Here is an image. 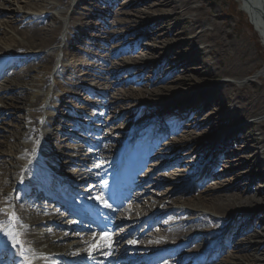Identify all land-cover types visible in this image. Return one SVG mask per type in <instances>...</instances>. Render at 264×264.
Listing matches in <instances>:
<instances>
[{
    "label": "bare ground",
    "instance_id": "obj_1",
    "mask_svg": "<svg viewBox=\"0 0 264 264\" xmlns=\"http://www.w3.org/2000/svg\"><path fill=\"white\" fill-rule=\"evenodd\" d=\"M1 1L3 2L4 0H0V9L6 8L4 5L9 1L5 0L3 3ZM195 1L196 0H157L158 5L169 8V10L164 12V18L155 21V23L145 31L144 38L149 39L152 43L164 45L165 43L170 44V42H175V34L181 37L187 34L191 35L180 44L176 42L177 45H172L173 47L167 50V52L171 54V60H175V65L178 67L184 66V63L196 65L197 68H199L198 76L183 80L175 79L174 82H176V84L170 87H168L169 85L161 84L157 85L155 88L148 89V85L143 84L140 88H128V92L120 91V93L116 90L117 93H111L112 95H110L114 99L118 97L122 100L131 98L133 103L131 102L126 105L128 106L133 104L137 105L141 102L150 105L173 103L177 97L186 99L187 96L185 97L182 95L191 93L192 87L197 89L196 92H201V95L192 97L188 99L189 101L184 100L187 102L182 101L183 104H177L167 110V113H163L166 115L173 112L179 115L177 117L170 114L171 118L175 119L173 123L181 125L179 127L180 129L177 128L178 130L176 129L177 131L175 130L176 132L172 136L168 134L167 140H165L164 143L162 142L164 148L170 149L167 154L173 156L179 152L180 149L185 148V145H190L191 143H193L190 148L191 150L187 153L197 150L191 158L193 159L192 165H188L183 169L173 168L170 171V174H174L175 176L188 175V177H190L194 174L189 181V187L192 188L193 193L188 196L181 195L171 199L163 197L149 202V197H140L141 193L132 192L134 197L140 198L141 200L139 205L137 204V209L140 210V212L135 213L132 217L137 220V218L149 211H158V213H161L162 211L170 210L171 208L162 202L172 201V203H176L173 209L175 211L173 212V217L169 216V218L164 221L163 225H161L157 231L153 232V240L150 243L163 246L174 245L181 241L183 244V242L187 243L186 240L194 239L196 243L193 245V249L199 250V253L207 249L203 254L205 256L203 257V259H205V264H264V207L260 206L264 205V194L261 195L258 193L261 190L259 188L264 190V89L256 86L257 82L252 79L253 76L251 75L252 69H246L238 65L230 57L227 61H224L227 51L220 48L223 44H220L218 46L219 48L216 47V41L218 37H220L218 33L222 31H218V29L214 28L211 29L198 23V18L200 19L201 15L200 8L202 6L201 4L195 6ZM14 2L16 4H14ZM20 2L23 4L20 5ZM94 2H96V0H51L49 6H44L39 0L26 2L23 0H13V2H9V6L14 5V10L30 9L32 5L36 6L34 10L38 13V19L32 21L34 16H30V13L26 12L22 14H11L3 18L0 17V24L8 27L10 30L7 31L4 27V29H0V51L6 50V46L10 45L11 41L13 45H10L9 49H11L13 53H20L19 55H22L26 53L25 51L38 50L37 53L32 54L28 52L24 57L12 60V64L16 66L20 64L21 68L14 67L12 70H10V68H6L7 70L4 68L7 73L6 75L3 74L5 78L1 77L2 79L0 80V105H5L6 108L5 111L0 110V120L8 121L2 122L1 124L11 126V129L8 131L3 130L7 132V134L1 135L3 141L0 142L5 143L3 146H5L6 149L10 148L8 143L10 142L12 143L13 149L23 151L31 150L30 154H34V159L37 160V158H42L45 155L44 152H42L43 150L48 152L57 147L56 137L58 131L56 129L63 124L60 123L59 118H53L51 124L54 129L47 132L45 127L42 130L41 128L38 129L37 124L32 119L35 113L27 112L19 116L16 115L15 112L19 108V103L23 107H37L39 102L45 103L46 95L41 94V89L50 84L49 75L55 62V57L52 53H49L47 49L60 41V31L61 27L63 28L62 24L64 25L62 16H64V14L66 15L69 9V18L72 21L75 20V23L73 25L72 22L70 23V29L65 35L62 46L64 57L62 63L65 64L61 66H63L67 72L73 68L75 59H72V64L66 63L71 57V50L69 49L70 43L74 42V36H76V34H73V31L75 30L80 33L79 31L82 28H78V25L81 24V21L85 19L84 17L86 15L92 13L90 9L95 8ZM200 2L202 3V0ZM235 2L251 23L255 33L258 34L260 45L264 49V0H235ZM121 5V0L113 1L111 7H109V14H116V16H118L119 13H122L119 7ZM57 8L61 10V13L56 14L55 12L44 11L49 9L55 10ZM183 8L185 11L183 10V12L178 14V10ZM146 12L147 11L143 12L144 16H146ZM181 16L182 18H180ZM175 22L177 23L174 26L173 23ZM187 22H189L188 25L190 24L188 29H183V25ZM127 23L126 20H113L105 23L109 24L108 27H113L111 31H107L105 44L112 42V40H116L115 38H122V35L125 33L123 29L128 28ZM152 28L154 29L150 31ZM197 29H199V32ZM156 30H158L159 33L153 34ZM196 32L198 33L196 34ZM224 35L227 36V33H224ZM119 43L124 46V48L120 49V52L124 50L129 52L127 56L120 57L119 62L124 63V65L137 66L143 63V69L138 70H141L140 73L143 72L137 79L139 82H142L144 79L149 80L153 78L151 75L155 70L153 69L155 67L154 62L155 60H159L156 53L150 51L153 44H148V42L142 43L141 41L132 43L129 42V40H121ZM139 44L142 47L136 49ZM181 45L183 46L182 48L177 52L173 51L175 53H171L170 50H174L173 48H178ZM227 45L229 46L230 43H227ZM98 46L101 47L103 45L98 44ZM107 49L108 48H106V50ZM117 49L118 47H115L113 50L115 51ZM109 50H112V48ZM113 50L110 51V54L114 52ZM95 51L96 48L88 52L90 59L93 57L96 58V56H94L96 53ZM73 52L74 51H72V53ZM187 52L188 54H185ZM202 53H204V57H202V59L198 58V55ZM181 54L185 55L182 56ZM147 63L150 64L147 65ZM91 65V62H86V67H84V65L82 67L81 64H79V66L75 67L73 73H71V77L81 78L85 75L83 81H94L92 70H89V72L87 69L90 68ZM124 65H120L117 61L111 59L108 60L105 67L107 71H109ZM33 66L37 68L36 70L38 73L35 79L28 75L30 70L33 69ZM80 69H83V73L81 74L78 73ZM161 71L162 69H159L157 73ZM259 71L264 79V65H262ZM91 84L87 85V87L91 86L93 89L95 84ZM17 87L19 89H16ZM166 87L168 88L166 89ZM161 89L166 90L163 92ZM69 91L76 95L79 89L75 87L68 90V92ZM10 92H12V94L8 96L7 93ZM42 98L44 99L42 100ZM105 100L106 99L94 101L96 106H105L104 110H102L103 114L104 112L109 113L113 109L108 107V103L111 100H107L106 103ZM60 101L64 104L67 101V96L62 95ZM123 105L124 104L121 106ZM209 106H212L211 112H205ZM58 107L62 108L61 105ZM137 111V109H133L126 113L124 119L119 123V128H121V130L135 127L148 117H134ZM185 111L187 112L184 113ZM129 117L130 119L127 120ZM192 117L195 119L192 120ZM109 118H111V115H108L106 119ZM156 122L157 119H153L152 123L156 124ZM229 127H236V130L232 128L233 132H237V136L233 135V143H239L238 147L240 149L251 150V155L241 156L243 162L247 164L246 170H239L221 180L215 176L209 179V181L206 182L204 180L203 182L202 180L205 178L204 175L207 171L206 168L208 164H204L202 166L203 168L199 171L198 168L201 167V164L198 167L196 165V168L193 165L197 162L201 163L202 159L205 158L204 153L210 151L212 154L210 160L216 158L217 162L215 165L218 167L223 166L220 162L223 163L224 161L218 160L219 154L217 153L220 152H216L218 145H216V147L214 146V139L219 140V137L214 135L217 131L226 132ZM212 129L213 131H211ZM23 138H30L26 146H22L18 143ZM36 144H38V146L34 150ZM142 145L146 147L144 143H142ZM80 148L82 147L78 146L72 148L71 150L73 153L70 156L76 158ZM4 152H6V150H0V191L7 189L10 191L17 185V181H27V179H20V177L28 178L34 165L30 164L25 169L21 170L22 168H20L17 161H9L11 167H7L6 164L8 161L1 158ZM230 152L231 150H229V153ZM63 153L65 152H62L57 157L50 158L48 161L56 163L53 168L56 169L59 175L68 174L69 177L77 175L78 172H74L72 168L60 162L59 159ZM237 158H233L232 154H227L226 162L231 164H226L223 168L228 169L237 165L239 166L241 162H238ZM72 162L74 163V160H70L66 165L73 164ZM49 168L54 170L52 166H49ZM253 168L259 170L258 175H253L255 172ZM179 171L186 172L183 173L184 175H179ZM41 175L47 178L46 174ZM88 175L90 179L96 177V173L94 172H90ZM257 176L263 178L262 184H255L254 178ZM200 183L202 185L205 183L202 190L198 188ZM19 184L20 182L18 183L16 194L13 198H10L16 205L14 209L15 214H13V216L16 217L18 225L26 222L28 227L26 229L23 228L20 233L21 241L19 245L21 248L19 247L18 249L27 250L28 254L41 249L42 252H46L47 254H66V257L70 256V252H72V254L81 253L82 251L80 252L77 245L78 243H74V241L66 242L70 237L69 231L60 232L55 230L49 225L50 222H48V225H44L41 228L37 227V223L43 224L42 221L46 219L52 221L59 215H65L63 212H59L58 209L50 207L47 209L46 213L41 212L38 216V213L41 211L39 205H33L34 203L27 200H21V189H19ZM230 184L237 186L238 191L215 192V189L226 187ZM167 189H170V186ZM6 198L3 194L0 195V202L3 203V206ZM2 203H0V206ZM258 206L260 207L256 209ZM7 215V212L0 213V220ZM157 215L158 214H155L151 216V218L153 219ZM179 215H181V217ZM10 217L11 216H8L5 223L10 220ZM241 219L244 221L245 226L242 232L236 236V227H234L233 224L235 221ZM137 223L138 221H136V224ZM214 229L215 231L211 232ZM125 230L127 232V229ZM200 233L206 234L201 235ZM192 235L194 236L192 237ZM122 237L121 234L116 239V250L119 248L118 241ZM176 250L177 248H174L170 253L173 255ZM212 258L215 259L210 263V259ZM10 259L14 262L13 257H10ZM195 259H198L197 263L201 260L199 257H195ZM206 259L208 260L206 261ZM58 262V258H48L47 263L44 264H59Z\"/></svg>",
    "mask_w": 264,
    "mask_h": 264
},
{
    "label": "rangeland",
    "instance_id": "obj_2",
    "mask_svg": "<svg viewBox=\"0 0 264 264\" xmlns=\"http://www.w3.org/2000/svg\"><path fill=\"white\" fill-rule=\"evenodd\" d=\"M5 1V0H4ZM3 1V2H4ZM9 2H13V0H8ZM23 1H31V0H23ZM41 4H44V6H49L51 0H39ZM92 1V0H91ZM201 0H196L195 1V6H199L201 4V8H200V19L198 18L199 22L201 23L202 26H206L209 28H214V29H218V31H222L220 33H218V35H220V37H218L217 41H216V47L219 48L218 46L220 44H223L220 48L222 50H226L227 51V55H225L224 61H227V59L230 57L233 59V61L235 63H237L240 66L245 67L246 69H252L251 75L253 76L252 79H254L257 83L256 86L264 89V79L263 76H261L260 74V68L262 67V65H264V49L263 47H261L259 39H258V34L255 33L254 29L252 28L251 24L249 23L247 17L245 16V14L241 11V9L238 8L235 0H202V3L200 2ZM2 2V1H1ZM2 2V3H3ZM9 2H6V4L4 6H6V8H1V14L0 17H8L11 14H22L23 12H28L30 13V16H34L32 18V21H34V19H38V13L36 10V6L32 5V7L30 9H19V10H14L15 6L14 5H10L9 6ZM122 5L119 6L121 8V12L119 13L118 16H116V14H109V9H105L106 6L102 5V3L100 2V0H96V2H94V6L96 8L92 9L94 13H92V15L89 17L87 16V24L85 26L88 27L87 30L82 31V35L80 37L81 41L83 43H80V45H78V48L81 49L79 55L78 52L76 51L75 54L77 55V57H81L85 55V51H92L95 50L96 48V53L95 55H99L96 58H94V62L99 64L96 65L98 67H100V65H105V62H107V60L109 59H113V61H117L120 65H124V63H120L119 62V58L122 56H127L129 54V52H120V49L124 48L123 45H121L119 43V41L121 40H129V42H136L137 40H140L142 43H147L148 44H153L152 49L150 51H153V53H156V56L160 58H162L164 56V53L167 52V50L171 49L174 45L176 46L177 43L179 42V44L184 40V39H188L191 35L187 34L184 37H181L177 34H175V38L176 41L175 42H170V44L165 43L164 45L161 44H157V43H152L149 41V39H145L144 38V34L145 31L148 30L149 27H151V25H153L155 23V21L159 20L160 18H164V12H167L169 10V8L166 7H161L160 5L157 4V0H121ZM14 4H16L14 2ZM23 3L20 2V5H22ZM9 6V7H7ZM103 6V7H102ZM1 7V6H0ZM10 8V9H8ZM48 8V7H47ZM101 8V9H100ZM104 8V9H102ZM119 8V9H120ZM183 10L185 11V9H179L178 10V14H180L181 12H183ZM44 11H48V12H55L57 13H61L60 9H49V10H44ZM146 12V16H144L143 12ZM103 13L101 16L95 18L94 16L96 15V13ZM69 13H70V9L66 12V15L64 14V16H62L64 25L62 24L63 28L61 27V31H60V41L49 47L47 50L49 51V53H52L53 56L57 59L61 58L59 54L62 53V46L64 43V39H65V35L68 33L69 31V25L72 22V25L75 23V20L72 21L69 18ZM86 17V16H85ZM182 18V16L180 17ZM119 21V20H126L128 23V28L127 29H123V31H125V33L122 35V38H115L116 40H112V42L110 43H106V34L107 31H111L113 29V27H108L109 24H105L108 21ZM187 21V20H186ZM177 22L173 23L174 26L176 25ZM189 22H187L186 24L183 25V29H188V25ZM105 24V26H104ZM104 26V29H103ZM7 29V31H10L8 29V27L6 26H2L0 24V29ZM154 28L150 29L153 30ZM182 31V30H181ZM197 31L199 32V29H197ZM196 32V34L198 33ZM158 30H156L153 34H158ZM224 33H227V36L224 35ZM169 43V42H168ZM227 43H230V45L228 46ZM98 44H101L103 46L101 47H96ZM10 45H13L12 41L10 42ZM6 46V51H11V49H9V46ZM85 45V46H84ZM88 46V48H86V46ZM103 47V48H102ZM115 47H118L117 50H113ZM142 46H140L141 48ZM183 46L181 45L178 48H173L174 50H170L171 53H175L177 52L180 48H182ZM102 48V49H101ZM106 48L110 49L112 48V50L114 52H112V54H110L109 52L112 50H106ZM257 50V51H256ZM38 50H32V51H25L26 53L30 52L32 54L37 53ZM175 51V52H173ZM189 52V51H188ZM185 53V54H188ZM1 53V52H0ZM183 54V55H185ZM182 55V54H181ZM182 55V56H183ZM173 57V54H172ZM202 57H204V53L199 54L198 58L202 59ZM210 58V57H209ZM84 59V57L82 58V60ZM166 61L164 65L159 64L157 61L154 62V64H156L154 73L151 75L153 78L146 80L144 79L142 82H139L137 79L143 74L140 73V71L143 69V63H141L140 65H124V66H119V68H113L109 71L106 72V77L107 79H105V81L101 80V84L100 87L98 89L100 95L102 96V99L105 98V103L108 100V107L113 108L112 111H110L109 113L107 112H102V110H104L105 106H101L99 107L98 111L97 109L95 110L92 109L91 111H87L85 112V117H86V122L85 124L90 125L91 127V131L92 133L97 134L98 131V138H101V141L104 140V142H106L110 148H112L111 144H115L118 143V141L116 140V136L119 134V128H117V122L121 119L120 116L125 115V112L127 111H132L133 109H137V113H135V117H138L140 115H150L152 113H154V115L156 114L155 112H160L161 109H165L168 104L163 103V104H154V105H150V104H146L145 102H141L137 105L133 104V105H128L131 102L133 103L131 98H126L125 100H122L120 97H118L117 99L112 98L110 95H112L111 93H117L116 90H118V93H120V91H127L130 88H140L141 85L146 84L148 85L147 88L151 89V88H155L157 85H169L170 86H174L176 84V82H174L175 79H187V78H193V77H197L198 76V71L199 68H197L196 65H189V63H184V66L182 67H178L176 66V61L175 60H171V54H167L166 56ZM176 59V58H175ZM178 59V58H177ZM150 63H147V65ZM146 65V64H145ZM144 65V66H145ZM15 67V66H14ZM161 67V68H160ZM21 68V67H20ZM34 69L30 70V73H28V75H30L29 77H37L38 73H37V68L35 66H33ZM137 68V69H135ZM13 69V68H12ZM139 69H141L140 71H138ZM154 69V68H153ZM161 70L162 69V73H157V70ZM138 71V72H137ZM261 76V77H260ZM5 77V76H2ZM28 77V78H29ZM68 78H64V76H61V78H64V80H68L69 81V77ZM50 80L53 83V79H55V77L53 76V69L49 75ZM174 78V79H173ZM35 79V78H34ZM221 79V78H220ZM63 82H58L56 84H58V88H61V91L58 90V88L56 87L55 89V85L54 88L52 87V90L50 93H52V95L47 92V102L45 103V108H41L40 110L37 111H32V113H35V116L32 117L33 121H39V127L44 123V121L46 120H50V116L52 117L53 115V111L51 109V107H54V104L56 103L55 101L50 100L51 97L53 100H57L58 98H56L55 96H57L58 94H60V92L62 93V89L64 88V85H66V81ZM104 82V84H102ZM255 84V82H254ZM164 87V86H161ZM166 87V89L168 88ZM129 88V89H128ZM16 89H19L18 87ZM166 89H161L163 90V92ZM196 88L192 87L191 89V93L187 94V95H182V96H187L186 99H181V97H177L175 101H173L174 103L182 101V100H188L192 97H196L198 95H201V92H196ZM49 91V90H48ZM12 92L7 93V95H11ZM118 95V94H117ZM50 96V97H49ZM180 98V100H179ZM72 104H70V110H74L76 112L79 113V108L78 107H83L84 106V97H82V99L80 98H72ZM67 103V102H66ZM104 103V105H105ZM41 104V103H40ZM69 104V102H68ZM122 104H124L123 106H121ZM199 104V103H198ZM50 105V106H49ZM121 106V107H120ZM18 110H16V115H21L22 113H26L28 111H26L25 109L28 107H23L21 106V104H18ZM69 109V107H66V109ZM110 108V110H111ZM5 105L1 106L0 105V110L1 111H5ZM13 109V108H12ZM11 109V110H12ZM212 109V106H209L205 112H211L210 110ZM62 112L63 109H61ZM65 110V109H64ZM84 110V109H83ZM93 111V112H92ZM97 111V112H96ZM108 115H111V118L106 119ZM153 115V116H154ZM153 116H151L150 118H152ZM93 117V118H91ZM149 118V119H150ZM6 119V118H5ZM37 119V120H36ZM106 119V120H105ZM149 119H147L146 121H143L144 123L147 122ZM8 120V119H7ZM2 122H8L5 120H0V141H3V137L1 135L3 134H7V132L3 131V130H10L11 126L7 125V124H1ZM166 127L168 126V122H166ZM146 125H148L146 123ZM114 126V127H113ZM111 128H113L111 130ZM236 127H229L227 129L226 132H221V131H217V133L214 136H218V137H222L221 138V142L220 144H218L217 150L216 152H220L217 153L219 154V161H224L223 163L220 162L223 166L226 164H231L226 162L227 161V154H232L233 158H237L239 163V166H234L232 168H223V166H219L216 168L217 171V175L216 176L218 179H223L226 177H229L230 175L234 174L235 172L239 171V170H246V165L243 162V159L241 158V156H249L252 153L250 152L251 150L248 149H240L238 147L239 143H233V135L237 136V132H233V129ZM113 131V132H112ZM213 131V129L211 130ZM121 133V132H120ZM231 133V134H230ZM81 136H84L83 134H80ZM122 136H124L123 134H120V139L122 138ZM96 137L93 136V138ZM58 144L59 145H64V147L66 146V150L65 154L62 155L61 160L63 162H66L68 159H70V154H72L71 152V148L72 146H76L78 144H81L83 146V148H81V152L78 154V156L76 157V159L78 160L76 162V164H73L71 166V168L75 169V172H77V170H79V173L75 176L80 180H84L85 179V173L84 170L87 169V166L90 163V155L91 153H94V151L90 148L87 147V144L90 141H87L85 139H82L81 141H76L73 139H69V140H64L63 142L60 141V137L58 138ZM163 140V139H162ZM215 140V144L214 146L216 147L217 145V140L218 139H214ZM202 141V140H201ZM103 142V143H104ZM9 143V147L8 149L5 148V146H3V144H5L4 142H0V150H6V152H4V154L2 155V159L8 161V163L6 164L7 167H11V165L9 164V161H17L19 163L20 166H24L26 167V165L28 164V160L25 159L26 155H25V151L23 150H18V149H13L12 148V143ZM20 145H24V140H20L18 142ZM191 143L190 145H185V148L180 149L179 152H177L175 155L171 156V154H158L160 155L158 158H161V161L158 160V158H149L147 160V165L150 164L149 168H152V170L148 173V175L144 176V178L146 179L145 182H142V186H143V191L145 192L144 195H147L150 197V199H154V200H158L160 198L166 197V193H167V198L171 199L177 196H180L181 193L185 194V196L187 195H191L193 193V190H185V191H180V192H173L174 189L177 188V185L182 184V182L179 181H186V176H175L174 174H170V170H172V168H185L188 165H191V163L193 162L192 156L195 154V152H189L187 153L189 150H191L190 148L192 147ZM72 145V146H71ZM60 149L63 148V146L59 147ZM214 148V147H213ZM166 152H169L170 149L165 148ZM250 149V148H249ZM229 150H231V152L229 153ZM156 152L159 153H163L165 152L162 148L158 149ZM60 153H62V150H60ZM173 154V153H172ZM157 154L155 153L154 156H156ZM153 157V156H152ZM240 157V158H239ZM242 159V160H241ZM188 160V162H187ZM190 160V161H189ZM192 160V161H191ZM190 162V164H189ZM161 164H164L162 168H160L159 166ZM70 166V165H68ZM253 170H255V172L253 173V175H258L259 170L256 168H253ZM179 175H184L183 173H185V171H179L178 172ZM181 173V174H180ZM65 177H67V175H64ZM171 177V179H170ZM73 177H68V180L71 181ZM66 179V178H65ZM255 179V184H262L263 183V178L261 176H257L254 178ZM176 182H179L178 184H176ZM150 183H153L152 185H150ZM174 183V184H173ZM147 185H150L147 187ZM205 183L199 188H201V190L204 188ZM87 186V184H86ZM169 186H171L170 189H167ZM82 185L78 186V191L80 189H82ZM228 187V188H226ZM226 187H221V188H217L215 189V192H237L238 187L230 184L229 186ZM260 192H258L259 194H264V190L262 188ZM4 190H1L0 194L3 193ZM251 191V190H250ZM262 191V192H261ZM92 195H94L95 197V193L94 194H89L87 195V201L90 205H92L91 203V197ZM98 198V197H97ZM167 200V199H166ZM164 203L166 206H169L171 209L167 210L165 212L159 213L158 216H156L154 219H152L150 221L149 224H147V228L143 229V228H139L138 230V238H139V242L140 244H142V246H146V247H150L149 245L153 244L150 243L153 240V236L151 237V234L153 232V230L159 228L161 226V223L169 218V216L173 217V209H174V205L176 203H172V201H168V202H162ZM173 206V207H172ZM263 206L264 205H260ZM260 206H258L256 209H258ZM124 213V211H120L119 213L116 211V217L117 220L120 221V219H123L122 217H119L120 215H122ZM126 213H130L129 209H126ZM185 213V212H184ZM181 214V213H180ZM151 215V214H149ZM185 215V214H183ZM181 217V215H179ZM116 220V221H117ZM145 226V227H146ZM235 226H239L236 230L237 234L243 230L245 223L244 221L241 220H237L234 222V227ZM147 229H149V231H147ZM214 230H212L211 232H214ZM117 232V231H116ZM210 232V233H211ZM218 232V231H216ZM241 233V232H240ZM90 235L89 239L85 240V244L81 245V249H86L87 248V243H92V242H103L105 240H109L108 238H102V236H98V233L96 231H89L88 235H86V237H83V234H80L77 238L79 240H81L82 238H88V236ZM201 235H205L206 233H200ZM130 235V234H129ZM132 235H134V233H132ZM194 236V235H192ZM130 239L129 236H126L124 239V242L127 244V240ZM145 239H147L145 241ZM138 243V242H137ZM136 242H133L131 244H137ZM142 248V247H141ZM43 250V249H42ZM45 253H42L39 251V249L34 252L33 254L30 255L29 260H31V264H41L43 262H45ZM72 259V258H70Z\"/></svg>",
    "mask_w": 264,
    "mask_h": 264
},
{
    "label": "snow or ice",
    "instance_id": "obj_3",
    "mask_svg": "<svg viewBox=\"0 0 264 264\" xmlns=\"http://www.w3.org/2000/svg\"><path fill=\"white\" fill-rule=\"evenodd\" d=\"M98 199L103 200L102 197H98ZM104 203H105V206H109V205H107L106 202H104ZM2 230H3L2 227H0V231H2ZM17 243H19V240H17ZM21 255H23V252L21 253ZM25 262H26V264H31V260H29L27 257L25 258Z\"/></svg>",
    "mask_w": 264,
    "mask_h": 264
}]
</instances>
